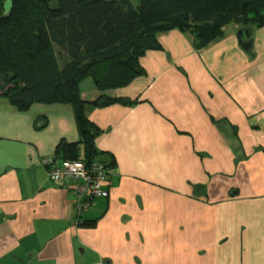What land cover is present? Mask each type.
I'll return each mask as SVG.
<instances>
[{
    "label": "crops",
    "instance_id": "crops-1",
    "mask_svg": "<svg viewBox=\"0 0 264 264\" xmlns=\"http://www.w3.org/2000/svg\"><path fill=\"white\" fill-rule=\"evenodd\" d=\"M238 30L201 50L161 34L145 74L107 92L138 101L87 111L107 193L82 213L48 175L79 139L72 105L0 96V264H264V24L252 55Z\"/></svg>",
    "mask_w": 264,
    "mask_h": 264
},
{
    "label": "trees",
    "instance_id": "trees-1",
    "mask_svg": "<svg viewBox=\"0 0 264 264\" xmlns=\"http://www.w3.org/2000/svg\"><path fill=\"white\" fill-rule=\"evenodd\" d=\"M230 24L251 40L264 24V0H0V96L18 111L71 104L79 139L59 144L57 157L90 165L101 130L87 111L138 101L107 92L145 74L140 59L162 49L158 37L178 30L201 50ZM85 78L99 92L94 100L80 97Z\"/></svg>",
    "mask_w": 264,
    "mask_h": 264
},
{
    "label": "built area",
    "instance_id": "built-area-1",
    "mask_svg": "<svg viewBox=\"0 0 264 264\" xmlns=\"http://www.w3.org/2000/svg\"><path fill=\"white\" fill-rule=\"evenodd\" d=\"M50 162V161H49ZM48 175L56 183L67 184L76 199V209L82 213L90 209L95 199L105 197V176L108 169L104 164L87 165L81 160L50 162Z\"/></svg>",
    "mask_w": 264,
    "mask_h": 264
},
{
    "label": "water",
    "instance_id": "water-1",
    "mask_svg": "<svg viewBox=\"0 0 264 264\" xmlns=\"http://www.w3.org/2000/svg\"><path fill=\"white\" fill-rule=\"evenodd\" d=\"M237 37H238V41H241V38H240V30H238L237 31ZM242 42V41H241ZM250 45H251V41L249 40V41H245V42H243V47L245 48V49H247V48H249L250 47Z\"/></svg>",
    "mask_w": 264,
    "mask_h": 264
},
{
    "label": "rangeland",
    "instance_id": "rangeland-1",
    "mask_svg": "<svg viewBox=\"0 0 264 264\" xmlns=\"http://www.w3.org/2000/svg\"><path fill=\"white\" fill-rule=\"evenodd\" d=\"M237 34V33H236ZM186 37H190V41L192 42V37L191 36H189V35H186V34H184ZM236 37H237V35H236ZM240 38H241V30H240ZM237 41H238V37H237ZM242 41V40H241ZM241 41H238V43H239V45L240 46H242L243 47V42H241ZM159 42V41H158ZM86 79V81L87 80H90L91 81V78H85Z\"/></svg>",
    "mask_w": 264,
    "mask_h": 264
}]
</instances>
